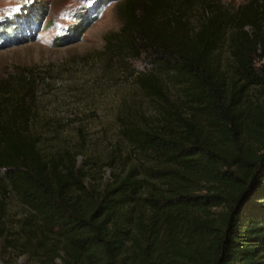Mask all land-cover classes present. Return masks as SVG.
I'll list each match as a JSON object with an SVG mask.
<instances>
[{"label":"trees","instance_id":"trees-1","mask_svg":"<svg viewBox=\"0 0 264 264\" xmlns=\"http://www.w3.org/2000/svg\"><path fill=\"white\" fill-rule=\"evenodd\" d=\"M116 9L92 60L150 112L123 102L104 153L46 145L42 79L0 77V264H264V0Z\"/></svg>","mask_w":264,"mask_h":264},{"label":"rangeland","instance_id":"rangeland-1","mask_svg":"<svg viewBox=\"0 0 264 264\" xmlns=\"http://www.w3.org/2000/svg\"><path fill=\"white\" fill-rule=\"evenodd\" d=\"M116 3L0 0V77L27 70L42 79L35 96L37 127L46 145L79 141L81 130L86 152L102 154L105 143L116 136V115L123 102L150 112L148 101L138 92L130 94L129 78L118 77L114 63L104 66L92 60L104 34L120 25ZM131 67L140 68L137 61ZM107 173L100 166L102 180Z\"/></svg>","mask_w":264,"mask_h":264}]
</instances>
